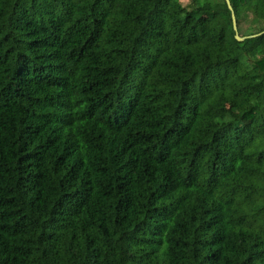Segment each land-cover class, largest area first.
Here are the masks:
<instances>
[{
  "label": "trees",
  "instance_id": "1",
  "mask_svg": "<svg viewBox=\"0 0 264 264\" xmlns=\"http://www.w3.org/2000/svg\"><path fill=\"white\" fill-rule=\"evenodd\" d=\"M0 264H264V33L225 0H0Z\"/></svg>",
  "mask_w": 264,
  "mask_h": 264
},
{
  "label": "water",
  "instance_id": "2",
  "mask_svg": "<svg viewBox=\"0 0 264 264\" xmlns=\"http://www.w3.org/2000/svg\"><path fill=\"white\" fill-rule=\"evenodd\" d=\"M226 4H227V7L228 9L230 10V13H231V20H232V27H233V30H234V37L238 40V41H242L246 38H250V37H256V36H259L261 34L264 33V30L258 32V33H255V34H250V35H243L241 36L238 32V27H237V21H236V17H235V14L233 12V8L231 6V3H230V0H225Z\"/></svg>",
  "mask_w": 264,
  "mask_h": 264
},
{
  "label": "rangeland",
  "instance_id": "3",
  "mask_svg": "<svg viewBox=\"0 0 264 264\" xmlns=\"http://www.w3.org/2000/svg\"><path fill=\"white\" fill-rule=\"evenodd\" d=\"M189 0H174L175 5L182 7L188 3ZM246 28V24H243L240 29V33H242Z\"/></svg>",
  "mask_w": 264,
  "mask_h": 264
}]
</instances>
